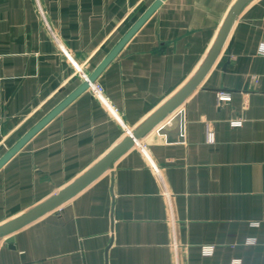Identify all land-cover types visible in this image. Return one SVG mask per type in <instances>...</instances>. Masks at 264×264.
<instances>
[{"label": "crops", "instance_id": "1", "mask_svg": "<svg viewBox=\"0 0 264 264\" xmlns=\"http://www.w3.org/2000/svg\"><path fill=\"white\" fill-rule=\"evenodd\" d=\"M154 1L0 0V159L83 84L58 43L91 75ZM237 1L165 0L131 38L96 81L126 127L190 81ZM219 91L231 100L219 104ZM126 136L85 91L0 169V227ZM140 143L12 245L1 239L0 264H264V0L242 10L206 77Z\"/></svg>", "mask_w": 264, "mask_h": 264}, {"label": "water", "instance_id": "2", "mask_svg": "<svg viewBox=\"0 0 264 264\" xmlns=\"http://www.w3.org/2000/svg\"><path fill=\"white\" fill-rule=\"evenodd\" d=\"M165 0H155L154 3L143 13V15L136 21V23L123 36L119 43L111 50V52L104 58L98 68L89 76V80L68 96L61 102L53 111L37 123L28 133H26L18 143H16L1 159L0 169L15 155L22 147L37 134L49 121L56 117L66 106L73 102L77 97L88 90L91 83L97 81L100 74L107 68V66L119 55L131 38L139 31V29L151 18V16L159 9ZM253 0H238L228 13L221 30L209 51L207 57L202 63L201 67L190 79V81L165 105H163L154 115L146 120L138 129L133 130L131 134L126 136L123 141L117 145L108 155H106L95 166L88 170L84 175L79 177L71 185L62 190L59 194L47 200L38 207L32 209L28 213L8 222L0 227V240L4 239L5 243L12 245V235L34 222L43 215H46L65 202L74 197L77 193L87 187L95 179H97L105 171L113 167L114 162L120 158L124 153L134 148L141 138L151 129L156 127L168 114L176 110L199 86L202 80L209 73L217 58L224 49L229 40L231 31L242 10Z\"/></svg>", "mask_w": 264, "mask_h": 264}, {"label": "built area", "instance_id": "3", "mask_svg": "<svg viewBox=\"0 0 264 264\" xmlns=\"http://www.w3.org/2000/svg\"><path fill=\"white\" fill-rule=\"evenodd\" d=\"M58 47H59L60 52L66 57L67 61L73 67L75 73L81 77V79L83 80V82L88 81L90 74H88L84 70L83 65H81L75 59V57L72 55V53L65 46H63L62 43L59 42L58 43ZM88 90H91L92 91V93L95 95V97L105 106V108L108 109V111L113 115V117L123 126V128L125 129V132H126L127 136L129 134H131L133 130L129 129L128 127H126L124 125V123H123L121 117L119 116L118 112L109 103V101H108V99H107V97L105 95L104 89L98 83L94 82V83H91L90 84ZM217 99H218V103L219 104L220 103L229 102L231 100V93H229L227 91H219L217 93ZM233 125L239 126L240 125V122H234ZM208 141L209 142L210 141L211 142L213 141V134L211 132L208 133ZM136 146L137 147H142L140 141L136 144ZM142 150L147 155V152L143 148H142ZM151 166H152V169L154 170V172L156 173V175L162 181L161 170L153 162H151ZM203 252H204L205 255H211L212 252H213V247L212 246H206V247L203 248ZM233 264H240V261H234Z\"/></svg>", "mask_w": 264, "mask_h": 264}]
</instances>
